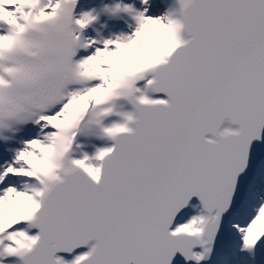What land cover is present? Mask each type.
<instances>
[{
  "label": "snow or ice",
  "instance_id": "6c2138e0",
  "mask_svg": "<svg viewBox=\"0 0 264 264\" xmlns=\"http://www.w3.org/2000/svg\"><path fill=\"white\" fill-rule=\"evenodd\" d=\"M0 264H264V0H0Z\"/></svg>",
  "mask_w": 264,
  "mask_h": 264
}]
</instances>
